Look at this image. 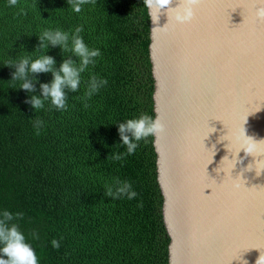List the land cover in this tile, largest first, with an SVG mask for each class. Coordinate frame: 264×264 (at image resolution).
<instances>
[{
    "label": "trees",
    "instance_id": "trees-1",
    "mask_svg": "<svg viewBox=\"0 0 264 264\" xmlns=\"http://www.w3.org/2000/svg\"><path fill=\"white\" fill-rule=\"evenodd\" d=\"M77 26L101 56L82 73L79 91L68 93L66 111H49L47 103L32 110L25 99L40 95L39 84L50 82L51 73L35 74L37 91L27 93L19 89L22 81L11 80L15 69L7 65L45 54L58 68L70 54L59 47L36 49L37 37L46 29L71 32ZM147 44L143 0H95L80 13L67 0H18L16 6L0 0V213H23L11 223L39 264H136L138 195L111 199L104 192L118 177L138 193L154 154L149 137L123 161L111 159L126 151L117 145L118 123L153 117ZM93 74L108 84L85 101ZM36 120L43 121L38 135Z\"/></svg>",
    "mask_w": 264,
    "mask_h": 264
},
{
    "label": "water",
    "instance_id": "water-1",
    "mask_svg": "<svg viewBox=\"0 0 264 264\" xmlns=\"http://www.w3.org/2000/svg\"><path fill=\"white\" fill-rule=\"evenodd\" d=\"M260 7L200 0L185 24L166 10L153 23L146 8L152 112L163 131L138 191L136 264H264ZM250 138L251 153L241 149Z\"/></svg>",
    "mask_w": 264,
    "mask_h": 264
},
{
    "label": "clouds",
    "instance_id": "clouds-1",
    "mask_svg": "<svg viewBox=\"0 0 264 264\" xmlns=\"http://www.w3.org/2000/svg\"><path fill=\"white\" fill-rule=\"evenodd\" d=\"M17 3L18 0H8L9 6H16ZM67 3L73 12L80 13L82 6L95 4V0H67ZM199 3L200 0H179L178 6L173 8L170 7L172 0H143V5L147 8L148 15L153 23L157 21L158 14L162 10H166L167 16L171 12L172 19L177 24L189 23L193 20L195 9ZM260 3L264 4V0H260ZM256 16L264 21V7L256 10ZM82 32V26L75 27L71 32L60 29H46L37 37L39 44L36 49L47 50L49 46L59 47L61 52L70 54L62 60L58 68L55 66L54 57L45 54L36 59L26 56L18 62H10L7 65L15 69L11 72V80L22 81L19 89L27 93L37 91L35 74L51 73L52 79L50 82L39 84L40 95H31L25 99L24 103L30 105L32 110L43 109L46 103L49 111L67 110L68 93L79 91L82 73L87 71L89 66H94L96 58L101 56L99 49H90L85 44L80 35ZM72 57H75V59ZM107 84L106 79L98 78L94 74L91 75L86 82L83 99L87 101ZM87 106V103H85V107ZM42 126L43 121L36 120L34 122L37 135ZM117 131L120 139V143L117 145L124 146L126 151L113 153L111 159L113 161H123L127 156L135 154L141 140L146 141L149 137L158 136L163 131V124L158 117L154 119L148 114H141L137 118L118 123ZM250 140V144L241 147L244 151L247 149L249 153L253 151L256 143L251 138ZM104 195L111 197V199L126 197L132 200L137 197L138 193L133 190L131 183L121 181L117 177L113 179L111 185L106 186ZM138 207H142V204H138ZM22 218L23 213L19 212L12 214L4 210L0 213V264H39L36 252L31 244L26 241L25 235L20 231L17 224L11 223L15 219ZM32 236L33 239H39L35 232L32 233ZM51 244L54 249L60 247L58 240L51 241ZM256 264H260V258Z\"/></svg>",
    "mask_w": 264,
    "mask_h": 264
}]
</instances>
